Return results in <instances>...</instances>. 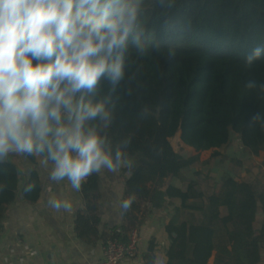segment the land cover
I'll return each instance as SVG.
<instances>
[{"label":"trees","instance_id":"1","mask_svg":"<svg viewBox=\"0 0 264 264\" xmlns=\"http://www.w3.org/2000/svg\"><path fill=\"white\" fill-rule=\"evenodd\" d=\"M146 22L159 50L150 51L136 80L113 94V141L131 137L132 166L121 167L124 199L135 195L130 210L122 212L126 225L121 228L125 233L140 229L144 216L171 207V217L165 216L166 264H264V188L231 174L223 176L219 192L203 191L194 178L178 187L173 181L198 164L199 156L186 158L171 143L180 134L197 153L217 151L237 134L251 155L264 151V130L248 123L252 114L264 112V99L244 87L250 79L264 81V57L251 67L244 59L264 43V0H176L167 13L148 0ZM144 109L147 115H141ZM11 156L0 162V220L18 193L19 167ZM25 158L37 164L36 156ZM99 185L98 174L82 184L85 207L75 217L77 237L87 244L105 242L117 229L100 235ZM41 191L34 170L21 195L33 204ZM144 260H156L154 238Z\"/></svg>","mask_w":264,"mask_h":264},{"label":"clouds","instance_id":"2","mask_svg":"<svg viewBox=\"0 0 264 264\" xmlns=\"http://www.w3.org/2000/svg\"><path fill=\"white\" fill-rule=\"evenodd\" d=\"M154 2L167 13L176 0ZM147 11L148 0H0V162L11 154L38 156L52 183L66 180L76 192L102 170L131 168V137L114 142L111 136L113 94L159 50ZM261 57L264 43L245 56V66ZM244 87L264 99V81L250 79ZM125 91L131 95L130 87ZM248 123L264 130V112ZM134 200V194L124 199L122 212ZM48 204L73 209L68 199Z\"/></svg>","mask_w":264,"mask_h":264},{"label":"crops","instance_id":"3","mask_svg":"<svg viewBox=\"0 0 264 264\" xmlns=\"http://www.w3.org/2000/svg\"><path fill=\"white\" fill-rule=\"evenodd\" d=\"M36 159L37 164H33L24 156H11L19 167V187L16 200L5 206L0 220V264H96L102 258L104 242L100 240L87 244L77 237L75 231L76 213L85 207L81 190H72L66 180L52 183L48 179L49 168L41 163L40 157L36 156ZM34 170L39 174L42 191L40 199L31 204L23 199L21 190ZM121 170L115 173L102 170L98 174L100 235L109 233L114 227L126 225L120 207L125 192V176ZM53 197L68 199L72 203V211L51 208L48 201ZM146 207L149 209L148 204ZM139 217L142 218V215ZM144 218L139 229L141 241L138 256L125 264H145L144 255L152 238L156 243V260L166 264L168 258L165 249L169 241L165 224L168 220L161 211Z\"/></svg>","mask_w":264,"mask_h":264},{"label":"rangeland","instance_id":"4","mask_svg":"<svg viewBox=\"0 0 264 264\" xmlns=\"http://www.w3.org/2000/svg\"><path fill=\"white\" fill-rule=\"evenodd\" d=\"M175 151L184 157L199 156V163L190 169L182 172V179L174 180L173 183L178 187H184V181L194 178L200 184V188L205 191L219 192L221 181L224 175L231 174L240 181L255 183L258 187L264 188V151L258 155H251L244 150L240 136L233 135L229 146L218 149L197 153L192 148L186 146L177 134L171 140ZM219 153L218 157H213L214 153ZM198 172L202 177L196 176ZM173 208L168 207L162 211V215L172 214ZM185 218H189V212H183ZM259 220H262L260 215Z\"/></svg>","mask_w":264,"mask_h":264},{"label":"built area","instance_id":"5","mask_svg":"<svg viewBox=\"0 0 264 264\" xmlns=\"http://www.w3.org/2000/svg\"><path fill=\"white\" fill-rule=\"evenodd\" d=\"M124 236L127 238L126 241ZM140 241L139 229L133 228L125 233L121 227H118L104 242L102 258L96 264H125L127 261L136 259Z\"/></svg>","mask_w":264,"mask_h":264}]
</instances>
